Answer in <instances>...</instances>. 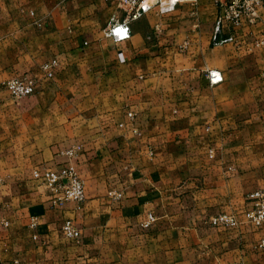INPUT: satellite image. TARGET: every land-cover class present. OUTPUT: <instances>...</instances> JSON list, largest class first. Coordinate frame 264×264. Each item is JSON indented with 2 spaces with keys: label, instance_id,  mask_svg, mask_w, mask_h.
I'll return each instance as SVG.
<instances>
[{
  "label": "crops",
  "instance_id": "crops-1",
  "mask_svg": "<svg viewBox=\"0 0 264 264\" xmlns=\"http://www.w3.org/2000/svg\"><path fill=\"white\" fill-rule=\"evenodd\" d=\"M199 1L157 5L115 42L105 32L126 16L118 2L0 0V264H264V228L203 215L220 200L243 212L264 188V45L246 44L264 37V10L238 43L214 44L216 10L203 18ZM22 72L38 92L14 98L1 85ZM74 144L86 200L53 206L33 170L64 163ZM68 218L77 240L62 233Z\"/></svg>",
  "mask_w": 264,
  "mask_h": 264
},
{
  "label": "built area",
  "instance_id": "built-area-1",
  "mask_svg": "<svg viewBox=\"0 0 264 264\" xmlns=\"http://www.w3.org/2000/svg\"><path fill=\"white\" fill-rule=\"evenodd\" d=\"M118 2L121 8L126 12L123 20L112 19L108 23L105 35L111 37L115 42L125 41L131 38V22L137 20L149 13L155 6L159 5L162 12L173 10L177 7L180 0H168L165 5L164 0H107ZM218 6V12L214 22V31L212 41L214 44L238 43V29L244 25L254 26L261 20L264 10V0H214ZM30 13L34 15V11ZM264 18V17H263ZM264 24V19H263ZM248 49L264 45V37L255 36L251 42H247ZM120 55V60L124 57ZM58 65L57 59H52L42 64V70L46 76L52 78L55 68ZM208 77L211 84H217L223 81L221 71L212 69L208 71ZM37 79L28 73L15 75L2 83V87L7 90L14 98L34 95L38 92ZM127 116L133 120L135 114L131 111ZM124 126V123L120 124ZM133 132L140 134L139 130L133 128ZM83 146L74 144L73 146L60 150V154L66 157V161L55 168L45 166L36 167L33 170V178L49 191L50 201L53 206H62L68 201H75L82 204L86 200V191L84 181L75 162L81 156ZM149 153L152 155L153 151ZM210 157H213V149L209 151ZM4 183L2 171L0 169V186ZM122 194L118 193L117 197ZM156 221V215L149 213L143 222V227L149 228ZM207 222L213 227L237 228L243 223H250L257 228H264V188H257L246 195V208L241 217L232 212H220L208 217ZM33 226H37L34 220ZM62 233L68 239H79L81 237V228L75 220L68 218L62 224ZM258 247L264 249V237L258 242Z\"/></svg>",
  "mask_w": 264,
  "mask_h": 264
},
{
  "label": "rangeland",
  "instance_id": "rangeland-1",
  "mask_svg": "<svg viewBox=\"0 0 264 264\" xmlns=\"http://www.w3.org/2000/svg\"><path fill=\"white\" fill-rule=\"evenodd\" d=\"M198 7H199V10L201 11V15L203 16V18H205V17H207V16H211L212 15V10H216V14H217V10H218V6L215 4V2H214V0H207V1H205V0H200L199 1V5H198ZM188 18H190V20H189V24H194V23H196L195 21H198V24H204L205 23V19H203V21H202V23H201V19H198V20H196L195 18V16H194V14H192V15H190V16H188ZM200 20V21H199ZM255 37V36H254ZM252 41V39H250V40H247V42H251ZM254 49V48H253ZM252 49V50H253ZM249 50V49H248ZM252 50H250V51H252ZM48 62V61H47ZM44 64V63H43ZM41 69H42V65H41ZM25 73H28V74H31V75H33V73L32 72H25ZM22 74H23V72H22ZM34 76V75H33ZM1 87H2V85H1ZM3 88V87H2ZM82 145V144H81ZM35 169V168H34ZM78 170H79V168H78ZM79 172H80V170H79ZM80 175H81V172H80ZM81 177H82V175H81ZM82 179H83V181H84V185H85V191H86V180L82 177ZM260 179H263L264 180V174L263 175H261V177H260ZM118 193H121L122 194V192H117L116 193V197H117V194ZM122 197V196H121ZM121 197H117V198H121ZM218 205H221V206H223V208H221V209H218V210H216V211H213L212 213L211 212H205V213H203V215H207V214H214L215 212L216 213H220V212H224V211H230L229 209H227L226 210V207L225 206H227V204L224 202V201H218V203H217ZM233 210V212L235 213V214H237L239 217H241V214H242V212H239L237 209H232ZM149 213H152V212H149ZM148 213V214H149ZM147 214V215H148ZM248 224H250V223H248ZM251 226H254V225H252V224H250ZM255 227V226H254ZM257 228V227H256ZM62 230V229H61ZM258 243V242H257ZM255 244V248L257 249V250H259L260 252H262V256H263V260H264V249H260L259 247H258V244Z\"/></svg>",
  "mask_w": 264,
  "mask_h": 264
}]
</instances>
